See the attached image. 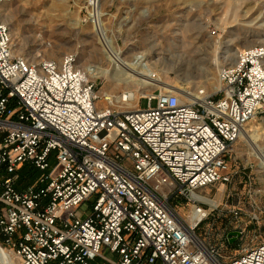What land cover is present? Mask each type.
<instances>
[{
	"label": "built area",
	"instance_id": "obj_1",
	"mask_svg": "<svg viewBox=\"0 0 264 264\" xmlns=\"http://www.w3.org/2000/svg\"><path fill=\"white\" fill-rule=\"evenodd\" d=\"M12 1L0 0V241L20 264H264V240L223 260L240 225L222 244L199 231L223 216L201 190L231 181L230 151L264 117V46L223 67L215 92L153 90L122 111L99 104L77 55L16 54ZM25 164L41 174L18 188Z\"/></svg>",
	"mask_w": 264,
	"mask_h": 264
},
{
	"label": "rangeland",
	"instance_id": "obj_2",
	"mask_svg": "<svg viewBox=\"0 0 264 264\" xmlns=\"http://www.w3.org/2000/svg\"><path fill=\"white\" fill-rule=\"evenodd\" d=\"M91 1L13 0L3 4L1 12L11 29L16 54L58 61L66 54H75L78 65L95 84L100 105H106L104 97L108 96L119 110L136 108L140 98L118 103L116 97L122 91L114 93L111 79L101 73L112 68V63L94 27ZM100 1V22L106 35L112 37V45L130 61L146 65L153 76L184 88L196 86L215 92L220 70L231 62L229 54L264 42V0ZM153 90L162 89L153 86ZM146 106L147 101L142 100L141 107ZM252 123L264 155V117ZM229 163V183L201 190L220 205L223 216L199 231L209 232L212 243L222 242L226 228L240 225L245 231L236 244L221 243L224 261L237 256L242 247L264 240V158L258 157L241 135L229 153ZM180 208L188 209L184 205ZM231 209L239 211V223L232 219ZM256 217L258 220L253 219ZM0 245L11 250L1 241ZM12 256L14 264H20L19 257L13 252Z\"/></svg>",
	"mask_w": 264,
	"mask_h": 264
},
{
	"label": "bare ground",
	"instance_id": "obj_3",
	"mask_svg": "<svg viewBox=\"0 0 264 264\" xmlns=\"http://www.w3.org/2000/svg\"><path fill=\"white\" fill-rule=\"evenodd\" d=\"M90 3L94 6L93 12H94V16H96V18L93 21L94 27L96 28L97 33L101 38L102 44L104 46L103 49H105L106 52L105 55L112 63V68L111 67L105 68L101 73L105 77L111 79L112 89L114 93L122 91L121 95L116 97L118 103H123L124 101H133V100L138 101L139 98L144 93L151 91V88L153 86L161 87L162 91L175 92L181 97L182 100L183 99L190 100V96H189L190 90L188 88H184L182 85H176L165 82L163 78L161 77L157 78L153 76L148 72L146 65H144L141 62L136 63L135 61H130L129 58L124 56L121 51L117 50L112 45L113 44L112 37L106 35V29H105L106 27L103 28L102 26L103 23L101 24L100 22L101 1L92 0ZM256 44L264 45V42H260ZM256 44L249 45L247 46V48L252 47ZM241 51H243V48L241 49L239 48L235 50L232 54H229L231 62L227 66L235 65L238 54ZM90 71H93V69L90 68ZM219 86H220V82H219ZM193 88L198 89L196 86ZM262 128L264 127L262 126ZM255 131H256V125L252 123L251 120L244 126L241 135L244 139H246V141L251 145V147H253L256 150L258 157H261L262 159L264 158V155L262 153V150H260L257 146L258 135H255L256 134ZM0 262L2 264H14L12 252L6 251V249H4L1 245H0Z\"/></svg>",
	"mask_w": 264,
	"mask_h": 264
},
{
	"label": "trees",
	"instance_id": "obj_4",
	"mask_svg": "<svg viewBox=\"0 0 264 264\" xmlns=\"http://www.w3.org/2000/svg\"><path fill=\"white\" fill-rule=\"evenodd\" d=\"M40 171L36 169L34 166L30 164H25L23 165L19 170H18V182H17V187L18 188H24L28 185L33 184L37 178L40 176ZM236 244V243H234ZM232 244V245H234Z\"/></svg>",
	"mask_w": 264,
	"mask_h": 264
},
{
	"label": "water",
	"instance_id": "obj_5",
	"mask_svg": "<svg viewBox=\"0 0 264 264\" xmlns=\"http://www.w3.org/2000/svg\"><path fill=\"white\" fill-rule=\"evenodd\" d=\"M242 233L240 231H231L229 232V242L234 243L239 237H241Z\"/></svg>",
	"mask_w": 264,
	"mask_h": 264
}]
</instances>
